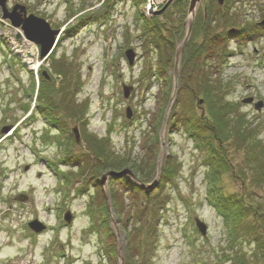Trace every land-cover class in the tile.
<instances>
[{
  "label": "rangeland",
  "instance_id": "obj_1",
  "mask_svg": "<svg viewBox=\"0 0 264 264\" xmlns=\"http://www.w3.org/2000/svg\"><path fill=\"white\" fill-rule=\"evenodd\" d=\"M177 1L183 6L180 10L175 8ZM118 2L9 0V11L18 4L25 5L26 13L20 11V15L41 13L53 29L62 30L46 62L40 60L39 46L26 41L20 29L6 22L0 7V19L11 28L1 26L0 131L14 126L7 136L0 134V264H232L227 261L229 253L235 255L236 251H231V230L235 244H242L240 250L252 262L255 252H260L259 243H264V221L258 216L260 211L264 214V177L252 176L248 169L256 167L259 158L252 159L253 152L249 157L248 142H223L214 128L216 143L231 171H220L211 180L206 151L196 148L197 141L182 129H171L176 97L162 111L159 86H154L156 81L152 79L150 83L143 79L146 72H154L160 54L168 66L167 77L172 76L171 92L177 93L186 48L196 47L199 41V37H194L199 32L195 26L197 16L204 14L214 1L202 0L193 19L188 17L191 0H173L164 13L160 12L170 0H152L160 15L148 13V17L156 16L163 34L156 26L151 29L157 32L150 28L143 32L145 25L136 20L138 10L129 1L120 7ZM224 5L237 14V20L242 28L247 26L248 32L231 40L230 51L237 55L228 56V67H219L222 74L212 69L213 79L229 100L230 112L251 124L247 134L258 136L264 147V105L257 107L264 104V0H224L220 6ZM143 6L141 11L145 14ZM168 10L169 17H165ZM253 26L260 29L248 41ZM160 36L176 43L173 53L164 46H151L154 39H150ZM238 44L243 47L241 51ZM31 48L38 50L33 59L25 54ZM130 49L137 54L131 67L126 56ZM53 62H63L65 71L53 70ZM193 62L189 70L194 68ZM32 74L40 89L44 79L56 90L55 108L41 110L37 106ZM124 86L133 87L128 99ZM201 88L206 97L199 94ZM195 89L198 90L191 97L195 101L192 108L199 116H211L208 90L203 85ZM128 108L133 114L130 119ZM52 119L57 123H49ZM74 128L79 130V145ZM100 148L110 157L107 161L99 153ZM111 162L122 164L111 168ZM140 168L146 170L145 176L138 172ZM233 168L243 174L238 175ZM112 171L125 174L112 179ZM67 175L69 180H65ZM210 182L220 187L218 194H234L225 202L227 206L233 199L247 206L241 219L236 214L235 221L230 219L227 224L209 205ZM152 185L156 187L148 191L146 186ZM82 188L87 191L85 196L79 193ZM22 196L27 199L20 201ZM88 204H93L97 224L103 222L106 229L92 228ZM158 204H162L159 211ZM105 208L107 214L103 213ZM67 210L74 213L70 226L63 221ZM137 215L140 218L135 222ZM196 218L206 223L207 237L198 232ZM35 219L51 228L41 237L28 227ZM146 221L155 223L152 228L156 235L148 261L143 253L138 256L129 250L135 244L129 238L130 232ZM253 223L258 224L261 239L246 243L245 228ZM141 232L145 234L142 229Z\"/></svg>",
  "mask_w": 264,
  "mask_h": 264
},
{
  "label": "trees",
  "instance_id": "obj_2",
  "mask_svg": "<svg viewBox=\"0 0 264 264\" xmlns=\"http://www.w3.org/2000/svg\"><path fill=\"white\" fill-rule=\"evenodd\" d=\"M142 1L143 0H134V3L138 7L142 3ZM212 1L215 2V0ZM214 2L207 6L206 12L204 14L197 16L198 18L196 19L197 23L195 26L197 29H199V32L194 34V37H199L197 46L187 47L186 52L184 53V59L182 61L183 69L179 77L181 82L179 81L177 84L178 91L176 93V100L173 105L174 107L171 110V129L172 131L182 129V131L188 134L190 138L197 141L196 147L198 149H200L201 151H203L202 149H204L206 151V161L209 166V175L211 176V180H215L216 174L220 171H222L223 173L231 171L228 170V168L230 167H228L227 161H225V158L222 155L223 152L221 150V147L218 143H216L217 139L214 137V128L215 130L219 131L220 135L217 136L223 142H230L231 140H233L235 141L236 145L242 144L243 141L248 142L247 146L250 149V152H248L249 157L253 152L252 159L259 158V164H257L256 167L253 168H250L248 166V169L250 170L252 176H257L258 178H261L264 177V147L261 145V141H259L258 136H255L254 134H247V132L249 131V127H251V124L246 121V119H243L241 116H235L232 112H230L232 106L229 103V100H227L224 94L220 91L221 87L219 86V84H216L217 82L214 81V71L212 70H218L221 66L223 70L225 65H227V58L229 55H231V52L229 51V44L231 42L230 39L233 37L232 32H234L235 34H238V32L242 31L248 32L247 26H244L242 28V24L236 18L237 14H235L232 9L227 10L226 5L221 7L219 4H217V2L216 4ZM176 3V9L180 10V8H183L182 5H178V1ZM173 8L174 7L172 6V9ZM171 10H168V12L164 16L169 17L168 14L171 12ZM183 15H185L184 10H182L181 12L182 20L185 19L183 18ZM136 20L138 22L141 21L145 25V29L143 32L155 26L158 32L162 34L164 32L163 27H160L158 25L156 17H152L151 19L147 18L141 13L140 10L137 11ZM229 27H232V29L228 31ZM257 29L258 28L256 26H253L251 33L252 31H256ZM151 30L153 32H157L155 31V29ZM251 33H249V35H251ZM152 39H154V41H151L150 44L156 49L162 48L164 46L167 50L173 53V50L176 48V43L170 37L160 36L159 38H151L150 40ZM162 57L163 56L160 54L157 56L158 63L154 72H146L143 76V79L148 81H150L153 77L156 79H154L153 81H156L154 82V85L159 86L160 88L158 92L159 103L161 105V110L165 111V108L170 102V94H173V91L171 92L172 81H170L172 76L170 78L167 77L168 66L166 65L165 61H162ZM191 62H193L192 67L194 68L192 70H189V64ZM52 67L53 70H58L57 72L65 71V65L63 62H53ZM222 70L220 69L218 70V72L221 71L222 74ZM59 75L63 76V74ZM193 75L195 76L193 77ZM196 79L201 80L197 81ZM46 82V80H42V87L37 92L36 101L38 107L41 110H44L46 108L50 109L52 106L56 105V99L55 97H53V94L56 90L51 88L50 85ZM31 85L34 93L36 91V82L33 78H31ZM201 85L205 86V89L208 90L207 100L210 102L209 113L210 111L212 113V115L208 117H205V115L203 114L199 116L198 113L192 108L195 107V101H193L191 97L196 96L197 94L198 89H195V87L197 88V86ZM215 91H217L216 94ZM201 93L206 97V94L204 93V88H201L199 94ZM212 96H214V98H211ZM51 122H53V120ZM202 132L207 133V135H202ZM95 143L97 144L96 141ZM95 147H97V145ZM261 147H263V149ZM99 153L101 155H104L106 161L108 158H110L104 152V148H100ZM251 162L253 163L254 161ZM111 164V168H118L119 165H121L122 163L111 162ZM135 169L137 172L138 168L135 167ZM232 170L233 172L236 171L238 175L243 174L235 168H233ZM138 172H140L142 176L146 175V170H144L143 168H140ZM234 175L238 176L236 174ZM66 177V180H68L69 177ZM213 191H218V188L215 187ZM80 192H83L84 194L85 189L82 188L79 193ZM222 194L223 195L218 194L217 196H215V200H213L212 202V205L217 209L218 213L225 219L226 222H229L230 219L234 222L235 219L238 217L237 215H239V219H241V215L243 214L242 211L247 206L244 204L239 205V203L236 202L237 200L233 199L232 202L230 201L231 203H229L228 207L225 202L227 203V200L230 197H234V194ZM159 205L160 204H158V206ZM257 206L261 208L260 204H257ZM103 212H107L106 208L103 210ZM258 216L261 221H264V214L262 211L259 212ZM139 218L140 217L138 215L134 216V221L136 219L138 222ZM142 219L145 220L146 216ZM149 222H144L143 225H141V228L134 227V230H132L129 234V238H132L135 241V244L129 246V250L136 251L138 256L139 253H143V257H145L147 261L152 258L153 245L154 243H156L155 230L152 228L155 223L151 225ZM102 224L101 226L105 228L104 225L106 224H104L103 222ZM96 227L97 226H94V228ZM102 227L101 230H104V228ZM258 228V224L253 223L251 225H247L243 237L244 242L251 243L252 240L255 242L260 240L262 235L261 233H258ZM141 229L142 231H145V234L141 232ZM109 231L108 234L112 235L113 232L111 230ZM238 240L240 239L238 238ZM262 244L264 245V243H259L260 252L259 254L255 252V254L252 256V262L247 257L246 253L242 252L241 250L237 251L236 259L234 258L237 261V263L235 264H264V251ZM239 246L240 249L243 248L242 244H240ZM133 257H136V255Z\"/></svg>",
  "mask_w": 264,
  "mask_h": 264
},
{
  "label": "water",
  "instance_id": "obj_3",
  "mask_svg": "<svg viewBox=\"0 0 264 264\" xmlns=\"http://www.w3.org/2000/svg\"><path fill=\"white\" fill-rule=\"evenodd\" d=\"M173 0H170V2L167 4L166 7L160 12L164 13L167 9L170 3ZM220 4L224 3V0H218ZM201 0H191L190 2V8H189V15L194 17L195 12L197 10V6L200 4ZM7 0H0V6L3 9V12L5 14V18H8L12 21L13 25L15 27H21L23 30L26 38L34 42L35 44L39 45L41 47V59H45L53 50L56 40L58 35L60 34L59 30H53L50 26L49 23H47L44 19L37 18L35 16H29L27 17L26 15H20V11L25 14L26 13V8L20 5H17L11 13L8 12L7 10ZM158 13L157 15H160ZM264 23V22H263ZM127 57L130 61V65H133L134 63V58H135V53L133 51H128L127 52ZM132 91L131 87H125L124 92L125 96L129 97L130 92ZM248 101H252L251 99ZM263 106L262 103L258 104V109H260ZM132 112L131 109L129 108L127 110V117L131 118ZM12 128L11 127H6L2 130L1 134H7ZM74 134L76 136L77 143H80V136H79V131L77 128L74 130ZM125 173H117V172H111L110 176L115 177V178H120L123 176ZM130 174V173H128ZM65 220L70 223L72 220V216L70 213H67L65 216ZM32 230L35 232H41L44 228L42 224L39 221H34L30 223L29 225ZM199 229L203 234L206 232V227L202 225L200 222H198Z\"/></svg>",
  "mask_w": 264,
  "mask_h": 264
},
{
  "label": "flooded vegetation",
  "instance_id": "obj_4",
  "mask_svg": "<svg viewBox=\"0 0 264 264\" xmlns=\"http://www.w3.org/2000/svg\"><path fill=\"white\" fill-rule=\"evenodd\" d=\"M31 14H32V13H31ZM40 14H41V13H40ZM40 14H37V16H41ZM46 231H48V228H47V230H46ZM46 231H45V232H46Z\"/></svg>",
  "mask_w": 264,
  "mask_h": 264
}]
</instances>
